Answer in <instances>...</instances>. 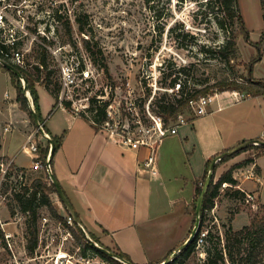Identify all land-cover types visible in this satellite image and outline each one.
<instances>
[{"label": "rangeland", "instance_id": "374dc122", "mask_svg": "<svg viewBox=\"0 0 264 264\" xmlns=\"http://www.w3.org/2000/svg\"><path fill=\"white\" fill-rule=\"evenodd\" d=\"M10 3H15L24 10L27 17L34 19L33 21L29 19L31 27L38 26L37 20H42L49 26L55 27L54 36L57 44H71L69 50L83 51L90 56L101 76L97 85L94 86L93 93L89 92L88 95L97 93L105 96L107 102L113 101L115 96H118L117 101H124L125 96H130L138 99L140 105H144L153 95V89L148 83L152 82L154 77H159L164 87H169L174 78L181 79L183 86L192 90L216 86L225 79L245 84V81L249 79L247 64L258 54L257 48L245 39L244 32H241L237 21L233 23L228 19L215 0H67L66 3L64 0H27L26 3L23 0H11ZM239 6L250 40L260 43L264 56L262 0H239ZM58 7L62 10H71V18L74 22L72 20L69 22L71 21L72 30L65 24L66 19L57 26L51 18L47 17L46 13H54ZM13 10L14 8L11 9L10 15ZM77 17L85 22L83 32L78 28ZM232 34H236L237 37L238 58L228 63L220 56L219 49L227 43ZM1 37L0 35V39ZM85 40L90 42L92 51L86 49ZM39 43L40 41L37 40L28 41L23 46L26 60L30 64L28 72L36 73L34 67L42 54ZM48 61L49 70L53 71L51 79L56 83L58 82V64L49 55ZM252 75L254 80H264L260 79V77L264 78V60L254 64ZM22 86L24 88L23 81ZM45 89L40 88L39 94L42 107L49 109L54 97ZM14 93L15 86L12 84L11 75L0 65V101L8 103V98H13ZM216 93H221L219 88L213 89L210 94ZM241 93L249 94L245 91ZM165 95L168 97L163 100ZM175 97L177 96L158 91L154 99L156 102L154 110H158L160 104L174 100ZM231 99V96L226 98L227 101ZM257 100L260 99L252 98L245 102H257ZM27 114L29 116L28 112ZM197 119L198 117H195L192 121ZM39 136L47 140L42 133ZM163 144L166 147L173 146V149L169 156L166 153L167 155L162 158L164 176L154 187L153 199L158 200L157 203L160 202L162 193L171 187L170 182H175L173 186L185 184L184 193L187 196L192 194L193 189L191 182L185 183L184 176H188L189 179L193 177L189 176V156L180 147L178 136H167ZM247 151L249 153L246 156H253L257 152L252 149ZM224 163L225 161H222L217 165L211 178L212 182L216 183L221 174L226 171ZM262 166L264 167V159ZM157 167L158 169L161 167L159 163ZM36 178L51 182L47 169L43 168L32 173L24 185L30 187ZM208 178L209 172L198 180L196 185L204 188ZM21 187L16 178L12 183L7 184L5 189L8 197L2 220L13 222L7 227L19 234L17 246L23 250V245L27 243L28 214H22L14 200V194L21 192ZM234 188L239 189L228 183L221 186L214 199L213 209L207 211L203 219L201 217L199 219L196 237L201 231L208 232L205 242L201 245L196 243L195 250L182 257L177 264H204L209 256L215 258L218 252H223L225 258L220 264H241L238 253L240 248L235 241L231 242L234 262L226 253L227 232L239 231L250 225L253 218L262 216L263 209L257 197H254V201H248L247 197L245 199L232 197L231 189ZM248 188H255L254 183H250ZM247 193L254 195L251 192ZM262 195L264 202V189ZM51 197L60 215L68 218L69 215L64 207H59L60 200L57 193H53ZM163 204L164 211H168L166 200ZM196 204L197 200L193 198L186 211L187 219L183 216L180 218L175 216L176 213L165 216L161 237L156 240L160 241L159 251L165 250L166 247L182 239L185 223L190 229L188 239L192 237L197 222ZM39 212L37 229L39 238H42L39 241L42 245L41 256L37 261L29 264H112L92 251H87L86 256L83 255L69 228L52 217L46 207H42ZM182 214H184L183 210ZM45 217L48 218V222L44 225ZM69 222L73 225L70 220ZM86 235L89 237L88 232ZM95 236L98 241L95 243L100 247L117 251L109 240L102 237L103 234ZM62 255L65 257L61 258ZM262 258H259L256 264H264Z\"/></svg>", "mask_w": 264, "mask_h": 264}, {"label": "crops", "instance_id": "0c3cea01", "mask_svg": "<svg viewBox=\"0 0 264 264\" xmlns=\"http://www.w3.org/2000/svg\"><path fill=\"white\" fill-rule=\"evenodd\" d=\"M36 88L41 122L46 133L50 137L63 136L62 145L53 156L51 169L79 214L83 227L88 233L97 236L103 234L102 237L128 254L137 264L163 262L188 240L190 229L185 223L180 241L160 251V241H156L161 237L165 216L176 213L175 216L187 219L186 211L193 201L196 183L205 176L206 164L210 159L243 142L264 140V97L237 100L231 92L218 93L209 106L208 113L194 122L193 118L189 119V123L182 126L176 135L181 143L180 147L189 156V176L192 175L193 178H184L186 184H193L192 194L187 196L184 193L185 184L173 186L175 182H170L171 187L162 193L160 202L157 203L158 200L153 199L154 187L164 176L162 158L172 153L173 146H164V139L159 143L157 166L159 163L161 167L158 169V176H152L141 169L147 155L146 150L124 148L116 138L98 131L88 120L67 109L56 108L52 111L55 98L51 108L44 109L39 89L45 87ZM28 94L29 103L34 106L30 91ZM229 96L232 99L227 101ZM252 98L260 100L245 102ZM8 100V103L0 101V158L22 169L20 172L29 179L32 173L40 169L34 168L36 155L23 151V145L29 135L36 133L37 126L17 101L16 88L14 97H9ZM7 127L8 130H5ZM35 141L39 144L40 156L41 147H47L49 142L39 134L35 135ZM248 153L249 151H244L226 160L224 170L227 171L248 157L253 158V162L234 171V178L240 190L254 193L264 205V155L246 156ZM250 183H254L255 188L249 189ZM165 200L168 211L163 209ZM59 203V207L63 206L68 213L61 200Z\"/></svg>", "mask_w": 264, "mask_h": 264}, {"label": "built area", "instance_id": "2783aa9c", "mask_svg": "<svg viewBox=\"0 0 264 264\" xmlns=\"http://www.w3.org/2000/svg\"><path fill=\"white\" fill-rule=\"evenodd\" d=\"M10 2L11 0H0V31L2 36L0 44L9 49L8 51H1L0 64L3 62L13 63L28 71L30 64L26 60L23 46L28 41H40L39 46L46 49L47 54L58 64L59 92L56 108L67 109L79 117L84 116L98 131L116 138L118 144L124 148L146 150L147 155L141 164V169L149 172L152 176H158L157 150L159 143L169 135H177L181 127L189 123V119L206 115L209 106L214 102L218 93L192 99L189 102L190 114H180L176 119H171L168 124L162 116L155 112L154 103L156 102L154 99L158 91H164L180 98L183 91L181 79L172 86L164 87L159 81V77L152 78V82H149L148 85L152 87L153 95L144 105H140L138 99H133L130 96H125L124 101H117L118 96H115L113 101L107 102L105 96L97 93L88 95L89 92L93 93L94 86L97 85L101 76L94 67L90 56L83 51L69 50L71 44H57L54 36L55 27L49 26L42 20H37L38 26L31 27L30 16L27 17L21 7ZM23 2L26 3L27 0H23ZM66 2L67 0H64V3ZM12 8L14 10L10 15ZM46 15L57 26L65 19L72 20L71 10H62L60 7L56 8L54 13L48 12ZM116 93L118 94L117 90ZM231 93L237 100L251 97L250 94L246 95L238 91ZM99 107L104 110L103 117L98 114ZM5 130H8V127ZM36 134H41L38 128L36 133L27 137L23 151L36 155L34 159L35 169L45 168L49 171L48 160L45 163L38 156L39 147L35 141ZM45 134L49 136L46 131ZM11 165V162L0 160V264H29L39 259L42 245L38 243L34 254L28 253L27 243L23 245V250H20L17 246L19 234L7 228L13 222L2 220V213L8 197V192L5 189L7 184L12 183L15 178L20 185H24L26 181L25 174L16 172V170L12 171ZM246 197L248 201L255 199V196L250 193H246ZM69 220L73 223L71 216L68 217ZM47 222L48 218L45 217L44 225ZM207 233L206 231L199 233L196 237L198 245L205 242ZM41 239L40 237L39 241Z\"/></svg>", "mask_w": 264, "mask_h": 264}, {"label": "trees", "instance_id": "16d2710c", "mask_svg": "<svg viewBox=\"0 0 264 264\" xmlns=\"http://www.w3.org/2000/svg\"><path fill=\"white\" fill-rule=\"evenodd\" d=\"M217 1L218 5L222 8V10L226 13V16L228 19H230L233 23L235 20L239 24L241 32H244V37L250 43V45L254 46L258 50L257 56L253 57L251 62L247 64V71H248V76L249 79L245 81V84H240L237 83L236 81H231L230 79H225L219 82L216 86H208L205 88L201 89H190L187 86H183V91H182V96L180 98L175 97L174 100H168L165 103L163 102L160 104L158 110H155V112L162 116L166 122V124L169 123L171 119H176L178 115L180 114H185L188 115L190 114V108H189V102L192 99H196L200 96L203 95H208L211 93V91L215 88H219L220 92H226V91H231V92H248L251 97H258V96H263L264 97V80H254L255 78L252 75V70L254 64L257 62L261 61L263 58L262 54V49L260 47L259 42H252L249 37V31L246 28L244 18L241 14L240 11V6H239V0H215ZM262 4L264 6L263 0ZM57 15L58 12H56ZM78 28L81 32L84 31L85 29V22L80 18L77 17L76 19ZM65 24L68 26L70 30H72V26L69 22V20L65 21ZM222 27L223 24H222ZM1 35V31H0ZM85 47L87 50L92 51L91 44L88 40H85ZM42 50L41 56L38 58V62L35 65L34 69L36 70V73L34 72H28L23 69H21L19 66L16 64L10 63L13 66L17 67L23 76L27 80L28 84V90L30 91V94L32 96L33 104H34V110L36 114L39 116V119L41 121L40 117V106H39V95L38 91L36 88V85L43 86L47 89V91L55 98L57 99L58 92H59V86L58 82H54L51 77H52V72L49 70V61H48V54L46 49L40 47ZM8 51L9 49L6 46H3L0 44V55L1 51ZM219 54L220 56L226 60L228 63H230L232 60L238 58V48H237V37L236 34H232L229 40L227 41L226 44L220 47L219 49ZM5 70H7L2 64H0ZM12 79V83L15 86L17 90V101L20 103L21 107L29 113V116L32 120V122L36 125L34 116L31 110V106L29 103L28 98L25 95V90L22 86V80L13 72L7 70ZM177 78H174V80L171 82V86L174 85L177 82ZM167 95L163 97V100L167 99ZM57 107V104L55 103L52 111H54ZM69 108V106H67ZM98 114L103 117L104 116V110L103 108H98ZM83 118H85L83 116ZM86 119V118H85ZM87 120V119H86ZM62 137L63 136H53L51 137L54 142H55V150L54 154L57 152V150L61 147L62 145ZM50 149L51 145L48 143L47 147L40 149V157L41 160L44 161L45 163L47 162L49 155H50ZM256 150V157H260L264 155V146L259 145V146H251L241 152H238L232 156L226 157L219 161L216 164L215 170L217 168V165L222 162L226 161L244 151L247 150ZM0 150H1V138H0ZM54 156V155H53ZM2 158H0L1 160ZM213 159H210L207 164H206V173L205 176L208 174L210 171V166L212 163ZM253 158H248L245 161L233 165L230 169L225 171L224 173L221 174L219 177L218 181L215 182H210L208 190L206 192V195L203 200L202 204V210L200 213L201 219H203L206 215L207 211H210L213 209L215 202L214 199L217 197L219 190L223 184H231L233 187L238 185L237 180L234 178V171L240 167H243L244 165H247L251 162H253ZM53 161V157L51 159V164ZM11 170H16V172L22 171V169L16 167L15 165H11ZM214 170V172H215ZM204 176V177H205ZM26 185V184H25ZM21 185L22 190L21 192L15 193L14 194V200L17 202L19 210L22 214H28V219H27V251L29 254H34L38 243H39V232L37 229V221L39 219V211L42 207H46L51 214L52 217L58 219L60 222H62L67 228L71 230L73 233L74 237L76 238L81 251L83 255H87V251H92L96 255H99L106 261L112 263V264H125L124 262H127L129 264H137L132 261L131 257L123 252L121 249L117 248V251H112L109 248H105L109 251H112L114 255L120 259H116L113 257H110L103 252H101L94 244L90 241V239L93 242H98L96 240V236L93 233H88L89 237L80 229V227L76 224L74 221V218L70 215L69 211L68 214L69 216L72 217L73 219V225H71L68 221L67 217H63L60 215L58 212L57 208L54 205V202L52 200L51 195L53 193H56V189L52 181L50 183L45 182L41 178H36L33 183L31 184L30 187ZM203 191V187H199L196 185V192L194 195V199L197 200L199 196L201 195ZM232 191V197L236 199H245L246 198V193L240 189H231ZM263 209V214L262 216H258L253 218L251 221L250 225L245 226L243 229L239 231H233L230 230L227 232L226 236V253L229 255V258L232 262H234V257L232 255V246L231 242L235 241L238 246H239V251L238 253L240 254V263L241 264H256L258 262V259L263 257L264 259V205H262ZM197 210V204L195 207V211ZM79 216V214H78ZM80 217V216H79ZM106 233V232H105ZM196 243L197 240L194 239L185 249L180 251L173 259L171 262L168 264H177V262L184 256L189 255L191 252H193L196 248ZM182 247V246H180ZM179 247V248H180ZM217 256L215 258H212L209 256V258L204 262V264H220L224 261V253L223 252H218L216 254ZM124 261V262H123ZM165 261V260H164ZM163 261V262H164ZM162 262L158 263L161 264ZM153 264V263H150Z\"/></svg>", "mask_w": 264, "mask_h": 264}, {"label": "water", "instance_id": "95a60500", "mask_svg": "<svg viewBox=\"0 0 264 264\" xmlns=\"http://www.w3.org/2000/svg\"><path fill=\"white\" fill-rule=\"evenodd\" d=\"M2 65L9 71L13 72L14 74H16L23 82H24V90H25V95L26 97L29 99V91H28V84H27V80L26 78L23 76V74L21 73V71L13 66L12 64L10 63H7V62H3ZM31 104V102H30ZM31 110H32V113H33V116H34V120H35V123H36V126L37 128L39 129V131L45 135V137L47 138L48 142L50 143L51 145V149H50V155H49V158H48V164H49V176L51 178V181L52 183L54 184L55 186V189H56V193L58 195V197L60 198L62 204L66 207V209L69 211L70 215L74 218V221L76 222V224L80 227V229L85 233L87 234L85 228L83 227L82 225V222H81V219L80 217L78 216L76 210L74 209L73 205L71 204L69 198L67 197V195L65 194L61 184L59 183V181L57 180L56 176L54 175L52 169H51V159L54 155V150H55V142L54 140L48 136L47 134H45V130L43 128V123L40 121L39 119V116L36 114L35 110H34V107L33 105L31 104ZM259 145H262L264 146V140H261V139H256V140H249V141H246V142H243L241 144H239L238 146L230 149V150H227L225 152H222L220 153L219 155L215 156V158H213L212 160V163H211V166H210V171H209V178H208V181H207V184L205 185V187L203 188V191L201 193V195L199 196V199H198V203H197V210H196V214H197V222H196V225H195V231H194V234L192 235L191 238H189L183 245L182 247L178 248L177 250H175L171 256H169L164 262H162L161 264H168L180 251H182L183 249H185L194 239H196V234H197V231H198V227H199V222H200V213H201V210H202V204H203V200H204V197L206 195V192L208 190V187H209V184H210V181H211V178H212V175L214 173V170H215V167H216V164L221 161L222 159L226 158V157H229V156H232L238 152H241L251 146H259ZM90 241L94 244V246H96L101 252H103L104 254L110 256V257H113V258H116L118 259L114 253L112 251H109L103 247H100L98 244H96L95 242H93L91 239ZM120 260V259H118ZM124 262V261H123ZM125 264H129L127 262H124Z\"/></svg>", "mask_w": 264, "mask_h": 264}, {"label": "bare ground", "instance_id": "6f19581e", "mask_svg": "<svg viewBox=\"0 0 264 264\" xmlns=\"http://www.w3.org/2000/svg\"><path fill=\"white\" fill-rule=\"evenodd\" d=\"M65 257V255H62L61 258Z\"/></svg>", "mask_w": 264, "mask_h": 264}]
</instances>
